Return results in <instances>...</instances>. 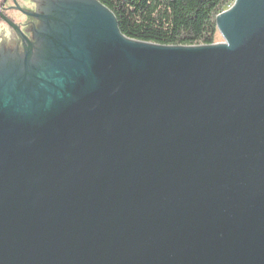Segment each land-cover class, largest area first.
Here are the masks:
<instances>
[{"label":"water","instance_id":"95a60500","mask_svg":"<svg viewBox=\"0 0 264 264\" xmlns=\"http://www.w3.org/2000/svg\"><path fill=\"white\" fill-rule=\"evenodd\" d=\"M23 12L32 38L2 15L0 264H264V0L210 45L130 38L99 0Z\"/></svg>","mask_w":264,"mask_h":264},{"label":"trees","instance_id":"16d2710c","mask_svg":"<svg viewBox=\"0 0 264 264\" xmlns=\"http://www.w3.org/2000/svg\"><path fill=\"white\" fill-rule=\"evenodd\" d=\"M99 1L114 12L120 30L130 38L162 45H210L219 42L217 16L234 0Z\"/></svg>","mask_w":264,"mask_h":264},{"label":"flooded vegetation","instance_id":"af4514ba","mask_svg":"<svg viewBox=\"0 0 264 264\" xmlns=\"http://www.w3.org/2000/svg\"><path fill=\"white\" fill-rule=\"evenodd\" d=\"M16 3L23 10L36 11L42 7L43 0H0V20L3 23H5L7 28H9V32H10V38L6 37L5 40L8 41V43H9L10 40H12V38L15 37V40L9 45L17 44L19 42V38H18V35L16 34V32L3 19L2 15L8 17L12 21H14L16 24H18L20 26V28L22 29V31L29 38H32V33H31L32 27L34 26V24H38V21H36L34 18H32L30 16H27L23 12V10L19 9L18 5H16ZM14 11L19 13L18 16L20 18L23 17V20L21 22L15 20L16 16H14ZM4 45H6L5 41L0 45V51L3 50ZM9 48L10 47L6 46V49H9Z\"/></svg>","mask_w":264,"mask_h":264},{"label":"rangeland","instance_id":"374dc122","mask_svg":"<svg viewBox=\"0 0 264 264\" xmlns=\"http://www.w3.org/2000/svg\"><path fill=\"white\" fill-rule=\"evenodd\" d=\"M233 2H234V1H233ZM166 3L168 4V2H166ZM146 9H147V6H145L141 11H139V13L137 14V16H138L139 18H141V17L143 16V14L145 13ZM18 15H19V13L14 11V16H16V17H15V20L21 22V21L23 20V17L20 18ZM6 37H9V38H10L9 28H7V26L5 25V23H3V22L0 20V43H2L3 40L6 39ZM218 37H219V38H218V39H219V42L223 41L222 36L220 35V33H219ZM14 40H15V37L12 38V40H10L9 44H11ZM5 41H6V40H5ZM7 46H8V45H7Z\"/></svg>","mask_w":264,"mask_h":264}]
</instances>
